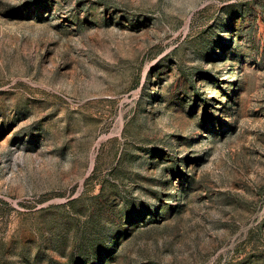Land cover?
I'll list each match as a JSON object with an SVG mask.
<instances>
[{"label":"rangeland","instance_id":"rangeland-1","mask_svg":"<svg viewBox=\"0 0 264 264\" xmlns=\"http://www.w3.org/2000/svg\"><path fill=\"white\" fill-rule=\"evenodd\" d=\"M0 264H264V0H0Z\"/></svg>","mask_w":264,"mask_h":264}]
</instances>
